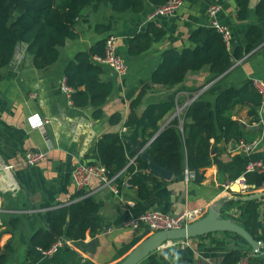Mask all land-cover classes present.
I'll return each mask as SVG.
<instances>
[{"label": "crops", "instance_id": "1", "mask_svg": "<svg viewBox=\"0 0 264 264\" xmlns=\"http://www.w3.org/2000/svg\"><path fill=\"white\" fill-rule=\"evenodd\" d=\"M258 1H252L246 21L238 19L236 0H183L175 15L155 18H151L156 8L150 0L145 1L141 13L132 10L116 13L108 5H93L85 9L79 20V38L68 41L61 49L59 61L43 70L35 68L33 58L26 53L27 45L25 48L23 44L20 46L13 64L0 70L3 76L0 80V247L10 244L13 249L5 264H119L152 234L148 228H126L134 216L153 210L174 214L203 210L205 216L218 201L223 203L264 193V173H246L250 160L264 161V106L259 107V119L255 122L248 116L249 107L238 104L228 114L242 123L243 136L236 141L213 145V163L205 169L201 183L194 180L187 184L182 176L165 179L156 174L157 179L166 184L157 190L151 184V196L141 201L137 188L132 185L123 186L116 195L99 180H94L87 193L103 202L100 214L105 221L104 230L94 237L88 235L84 241L70 240L68 246L51 257L44 256L31 245L32 236L45 228L43 216L49 210L78 199L79 191L72 180V171L77 165L90 161L89 157L104 134L127 133L129 128L125 123L128 118L142 114L152 104L174 99L181 107L198 95L197 98L215 103L218 95L230 87L241 88L253 78L264 81L263 40L242 60L235 61L224 75L213 78L209 67H205L199 72H190L173 88L153 85L144 93L141 104L131 108L162 62L164 53L192 47L191 34L199 27L210 26L208 10L212 5L221 7L218 20L232 31L231 49H245V35L252 25L259 24L264 33V19L260 20L255 13ZM109 23L112 24L110 32L96 30L98 25ZM150 24L162 29L164 36L147 52L130 57L129 40L146 31ZM111 35L117 37L119 52L127 60L128 72L121 78L105 66L102 78L112 82L114 89L104 106L103 117L95 119L92 107H75L71 96L63 92L64 70L78 52L89 50ZM115 114L122 117L119 124L110 123ZM34 116H39V120L30 123ZM173 118L174 112L169 113L162 127ZM251 142H258V146L247 155L242 143ZM36 149L47 151L46 159L36 166L23 164L25 154ZM143 151L137 154L142 156ZM234 185L243 192H233ZM261 200L264 203V198ZM239 216L236 210L233 212L235 220L232 219L236 221ZM13 220H19L15 228L11 226ZM183 241H188L189 246H184ZM236 249L252 256L251 248L240 236L217 233L170 243L140 264H219ZM255 260L264 264V257Z\"/></svg>", "mask_w": 264, "mask_h": 264}, {"label": "trees", "instance_id": "2", "mask_svg": "<svg viewBox=\"0 0 264 264\" xmlns=\"http://www.w3.org/2000/svg\"><path fill=\"white\" fill-rule=\"evenodd\" d=\"M145 1L0 0V70L13 64L19 50L18 45L22 44L27 45L26 53L33 58L35 68L47 69L59 61L61 49L68 41L79 38L78 23L86 8L104 4L116 13L129 10L141 13L145 9ZM169 1L150 0V3L157 9ZM252 1L236 0L239 20L248 19ZM255 13L260 20L264 19V0L258 1ZM96 30L99 33H108L112 30V24L98 25ZM163 36L162 29L150 24L146 31L129 40V56L142 55ZM245 36V49H231L217 28L211 25L199 27L190 36L192 47L164 53L162 62L132 102L131 108H137L141 104L144 93L153 85L173 88L182 83L190 72H199L205 67H209L213 78L224 75L235 61L242 60L264 40L259 24L252 25ZM106 39L99 40L89 50L78 52L64 70L66 84L72 88L71 101L74 106L92 107L95 119L103 117L104 106L114 89L112 82L103 80L105 66L97 60L105 57ZM1 79L3 76L0 74ZM238 104L248 106V116L253 121H258L262 96L252 81L241 88L230 87L224 90L215 103L196 99L181 117H174L165 127H162V122L169 113H175L178 102L171 99L152 104L142 114H133L128 118L125 123L129 128L127 133L104 134L87 164H101L113 176L126 168L130 160L137 156L134 146L141 140L143 148L155 164L169 170L175 177H183L185 169L188 168L196 173L195 181L201 183L205 178V169L213 163V145L236 141L243 136L242 123L228 114ZM121 118L120 114H115L110 118V123L119 124ZM127 170L131 175L129 182L137 188L141 201L151 196V184L155 190L166 184L165 181L157 179V175L149 169L142 156H138ZM142 170L149 172L143 174ZM123 181V178L117 181L120 190L123 189ZM85 194L84 191L78 192L77 200L49 210L43 216L45 228L37 231L31 238L34 249L48 250L63 239L84 241L88 235L94 237L104 230L105 221L100 214L103 202L93 195ZM263 206L261 199L248 202L227 200L223 215L225 218H232L231 211H239L237 223L256 240L264 241ZM233 219L235 220L234 217ZM17 224L19 220H13L11 226L15 228ZM12 250L10 244L0 247V264L6 263ZM244 256L250 254L239 249L232 250L221 264H237Z\"/></svg>", "mask_w": 264, "mask_h": 264}, {"label": "built area", "instance_id": "3", "mask_svg": "<svg viewBox=\"0 0 264 264\" xmlns=\"http://www.w3.org/2000/svg\"><path fill=\"white\" fill-rule=\"evenodd\" d=\"M183 5V0H170L164 6L155 9L151 18H155L158 16H173L177 13V11ZM221 10V7L218 5H212L209 10V17L211 19L210 25L217 28L219 32L223 34L224 40L229 48H231L232 42V31L231 29L223 25L218 20V15ZM99 63L110 68L117 76L123 78L127 75L128 72V64L125 57L119 52L117 37L111 35L106 39V49H105V57L97 59ZM254 87L258 91V93L262 96V105L264 106V81L260 78H253L252 80ZM62 90L68 96H71L72 88L67 86L66 79L62 84ZM196 96L192 100H188L181 107L177 105L176 111L174 113V117H181L186 109L196 100L198 99ZM36 119L39 120V116H34L30 119V123H35ZM258 146V142L251 143H242V148L247 155H251ZM47 151L36 149L28 151L24 156L23 164L27 166H36L43 162L47 157ZM140 156H137L134 159L130 160L129 165L123 170L117 172L113 176H110L108 169L101 164H87L81 163L75 167L72 171V180L76 189L80 191L86 192V196H89L87 193V189L91 186L94 180H99L104 186L108 187L110 191L114 194L118 195L120 193V189L118 187L117 181L119 179H126L123 181V186L131 185L129 182L130 176L128 174L127 168L134 164L135 159ZM9 169H13V166H8ZM137 171V169L135 170ZM251 172H263L264 173V161L261 160H250L246 166V173ZM196 178V173L188 168L184 171L183 179L189 184L194 181ZM241 192H243L241 190ZM231 211V214L233 215ZM204 215L203 210H185L179 213H167L160 210H153L149 212L142 213L138 216L132 217L127 224L126 228L138 230L140 228H148L151 233L159 232V231H169L174 229L184 228L196 220L202 218ZM69 239H63L56 242L50 249L48 250H40V252L46 256L51 257L58 253L62 248H65L70 244ZM184 246H189L188 241H183ZM180 264H192L190 262H183ZM221 264V263H219ZM237 264H259L256 260L252 259L251 256L242 257Z\"/></svg>", "mask_w": 264, "mask_h": 264}, {"label": "water", "instance_id": "4", "mask_svg": "<svg viewBox=\"0 0 264 264\" xmlns=\"http://www.w3.org/2000/svg\"><path fill=\"white\" fill-rule=\"evenodd\" d=\"M23 46L25 48L26 44H23ZM19 47L20 45H18V49ZM143 150H145V148H143L141 143H138L137 146L134 147L136 153H141ZM142 158L147 163L149 169L155 174L160 175L165 179H170L173 176L172 172L155 164L146 152L143 153ZM232 191L237 194L241 192L237 185L232 187ZM263 198L264 193H261L237 197L231 200L248 202ZM225 202H216L213 207L208 209L205 216L184 228L152 233L139 243L119 264H140L149 255L170 243L178 240L200 238L217 233H231L240 236L251 248V254L255 259L264 257V241L256 240L242 225L234 221L232 218L224 217L223 207Z\"/></svg>", "mask_w": 264, "mask_h": 264}]
</instances>
